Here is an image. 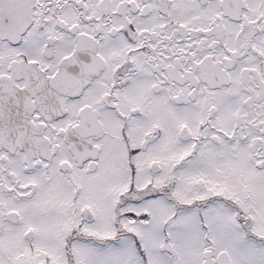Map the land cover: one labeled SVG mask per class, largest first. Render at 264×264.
Returning a JSON list of instances; mask_svg holds the SVG:
<instances>
[{"label": "snow or ice", "instance_id": "obj_1", "mask_svg": "<svg viewBox=\"0 0 264 264\" xmlns=\"http://www.w3.org/2000/svg\"><path fill=\"white\" fill-rule=\"evenodd\" d=\"M0 264H264V0H0Z\"/></svg>", "mask_w": 264, "mask_h": 264}]
</instances>
